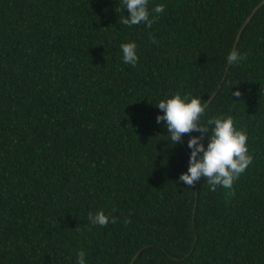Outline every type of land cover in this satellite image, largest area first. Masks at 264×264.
<instances>
[{
  "label": "trees",
  "instance_id": "16d2710c",
  "mask_svg": "<svg viewBox=\"0 0 264 264\" xmlns=\"http://www.w3.org/2000/svg\"><path fill=\"white\" fill-rule=\"evenodd\" d=\"M261 1L149 0V28L122 0H0V264H264V6L226 59ZM176 93H216L201 121L247 133L231 190L177 183L198 133L168 146L155 106Z\"/></svg>",
  "mask_w": 264,
  "mask_h": 264
},
{
  "label": "clouds",
  "instance_id": "9594fccd",
  "mask_svg": "<svg viewBox=\"0 0 264 264\" xmlns=\"http://www.w3.org/2000/svg\"><path fill=\"white\" fill-rule=\"evenodd\" d=\"M122 9L127 10L123 25L133 27L144 24L151 27L155 19L165 11L163 4H156L149 10V0H122ZM122 62L135 66L138 63L137 45L135 42L120 45ZM230 64H239L246 55L238 51L231 52L227 57ZM239 96L240 93H233ZM162 115L156 116V123L167 131L168 146L174 147L183 142V134L189 135L186 147L189 150L187 171L182 173L177 183L192 187L201 178L209 185L210 191L217 187L231 190L234 182L246 171L252 163L249 154L247 133L238 130L231 116H214L202 122L206 105L201 98L190 94L179 93L165 97L156 103ZM206 140V143H205ZM88 219L92 226L105 227L115 223L116 218L106 215L103 211L90 212ZM86 253H77L76 264H86Z\"/></svg>",
  "mask_w": 264,
  "mask_h": 264
},
{
  "label": "water",
  "instance_id": "95a60500",
  "mask_svg": "<svg viewBox=\"0 0 264 264\" xmlns=\"http://www.w3.org/2000/svg\"><path fill=\"white\" fill-rule=\"evenodd\" d=\"M264 6V0H262L260 3H258V5H256L253 10L251 11V13L248 15V17L245 19L244 23L242 24L238 34H237V37L235 39V43H234V46L232 48V52L235 51L236 49V46L238 44V41H239V38L241 36V33L243 32V30L245 29V27L248 25V23L251 21V19L253 18V16L257 13V11L262 7ZM230 63L228 62V67H229ZM226 75V73H225ZM216 93H213L212 96L204 103L206 105V107L210 104V102L212 101V99L215 97ZM140 254V251L138 253H136L134 255V257L132 258L130 264H133L137 257L139 256Z\"/></svg>",
  "mask_w": 264,
  "mask_h": 264
}]
</instances>
